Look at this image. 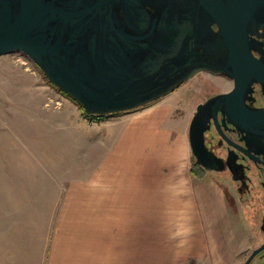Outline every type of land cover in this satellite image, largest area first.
<instances>
[{
	"label": "rangeland",
	"instance_id": "rangeland-1",
	"mask_svg": "<svg viewBox=\"0 0 264 264\" xmlns=\"http://www.w3.org/2000/svg\"><path fill=\"white\" fill-rule=\"evenodd\" d=\"M217 82L202 73L173 94L89 122L29 56L0 55V264H208L195 256L201 235L190 233L189 211L168 201L174 189L185 204L190 115L203 89L223 88ZM209 178L227 221L241 226L227 263L240 264L257 221L229 181Z\"/></svg>",
	"mask_w": 264,
	"mask_h": 264
},
{
	"label": "water",
	"instance_id": "water-1",
	"mask_svg": "<svg viewBox=\"0 0 264 264\" xmlns=\"http://www.w3.org/2000/svg\"><path fill=\"white\" fill-rule=\"evenodd\" d=\"M190 1L0 0V55L25 53L88 114L127 111L170 94L200 65L225 73L233 89L198 104L188 127L196 161L210 168L206 108L219 130L223 102L235 126L264 137V107L250 110L243 102L253 80L264 86V63L252 54L250 37L255 20L264 22V0H193V18Z\"/></svg>",
	"mask_w": 264,
	"mask_h": 264
},
{
	"label": "flooded vegetation",
	"instance_id": "flooded-vegetation-1",
	"mask_svg": "<svg viewBox=\"0 0 264 264\" xmlns=\"http://www.w3.org/2000/svg\"><path fill=\"white\" fill-rule=\"evenodd\" d=\"M193 5L194 2L191 0L189 2V16L191 18H193L191 12ZM206 21H209V19L202 16L201 22ZM210 27L213 31L217 30V26L213 23L210 24ZM250 37L254 43L251 49L252 54L264 63V22L255 20L250 26ZM145 52L147 53V51ZM158 52L167 53L168 51ZM189 53L196 52L191 49ZM204 67V65H200L199 68H202V70L197 71L187 81L197 78L199 74L208 73L213 78H217V83H222L223 88L203 89V95L201 94L199 97L201 100L191 112L190 121L197 110L198 104L204 103L216 95L229 93L234 87L233 78L219 70ZM187 81L176 86L173 91ZM243 102L245 107L250 110L264 107V86L253 80L244 93ZM212 115L211 107L206 108L203 112V117L206 119L203 142L207 154L206 162L210 165V168L198 163L190 148L191 167L199 170V172L203 171L207 176L211 174L221 175L224 181H229L236 192L237 199L242 201L245 207L247 205L252 217L256 219L257 222H254V226L251 225L254 234V246L246 254L244 260L241 261L240 264H242L255 248L264 244V137L247 133L235 126L230 118L229 110L223 102L220 103L216 111L220 130L216 127ZM249 264H264V248L253 256Z\"/></svg>",
	"mask_w": 264,
	"mask_h": 264
},
{
	"label": "crops",
	"instance_id": "crops-1",
	"mask_svg": "<svg viewBox=\"0 0 264 264\" xmlns=\"http://www.w3.org/2000/svg\"><path fill=\"white\" fill-rule=\"evenodd\" d=\"M110 163L111 162L108 161L104 162L103 166L110 167ZM175 166L176 164L174 163V167ZM105 167L101 168L106 170V173L104 174L105 177L100 176L99 181L103 179L105 186H108L109 181L111 180L109 177L111 173L108 169H105ZM174 167H171V169H174ZM209 179V176L205 173L203 177L197 176L191 167L190 161L189 180L187 179L185 183H180L179 185V188H181L179 190L185 194V204L177 205V202L180 200L175 193V190L170 189L171 192L169 194L168 205L172 208L178 206L177 212H183L184 208L186 211H189V217H187L189 219V228L190 226L194 228L190 233L201 235V237L194 239L196 242L193 241L191 243L193 245L192 247L195 248L194 250L197 251L195 252V256L201 261L204 259L208 260V264H227L229 260H231V257H233V253L231 254L230 251L235 249L236 242L238 241V239H236L235 242V238L237 237V234L241 232V226H239L234 219L232 220V223L227 221L228 218H232L230 211L227 210L225 201H223L224 206L220 204L218 197L213 193L212 188L209 185ZM117 181V186H119V183L125 186V182L119 179H117ZM200 183H205L206 187L202 188ZM183 186L186 188H183ZM123 190L125 191L126 189L124 188ZM137 190L138 188L134 187L131 188L130 192L135 193ZM117 191V188H113L110 191L106 190V194L112 196V194ZM160 201H164V199L161 198ZM192 247L190 245L188 246L189 249Z\"/></svg>",
	"mask_w": 264,
	"mask_h": 264
},
{
	"label": "trees",
	"instance_id": "trees-1",
	"mask_svg": "<svg viewBox=\"0 0 264 264\" xmlns=\"http://www.w3.org/2000/svg\"><path fill=\"white\" fill-rule=\"evenodd\" d=\"M83 116L89 121V122H102L105 121L108 116H110V114H88L84 111V109L79 105ZM194 173L199 176V177H203L204 173L203 172H199V170H195L193 169Z\"/></svg>",
	"mask_w": 264,
	"mask_h": 264
},
{
	"label": "bare ground",
	"instance_id": "bare-ground-1",
	"mask_svg": "<svg viewBox=\"0 0 264 264\" xmlns=\"http://www.w3.org/2000/svg\"><path fill=\"white\" fill-rule=\"evenodd\" d=\"M204 68H208L207 66H205ZM199 69H202V68H199Z\"/></svg>",
	"mask_w": 264,
	"mask_h": 264
}]
</instances>
